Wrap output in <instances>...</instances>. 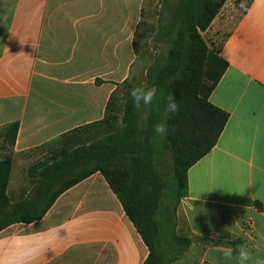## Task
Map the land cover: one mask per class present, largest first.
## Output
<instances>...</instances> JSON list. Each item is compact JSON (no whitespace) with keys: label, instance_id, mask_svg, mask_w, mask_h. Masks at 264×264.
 I'll return each instance as SVG.
<instances>
[{"label":"crops","instance_id":"obj_1","mask_svg":"<svg viewBox=\"0 0 264 264\" xmlns=\"http://www.w3.org/2000/svg\"><path fill=\"white\" fill-rule=\"evenodd\" d=\"M145 0H0V134L19 122L11 205L35 196L30 168L63 135L105 118L132 77ZM224 10V7L222 11ZM209 27L229 64L210 101L229 113L216 146L188 172L181 212L192 246L179 264H239L219 247L264 259V0ZM207 31V32H208ZM221 241L229 246L210 245ZM149 250L100 172L65 191L45 216L0 232V264H144Z\"/></svg>","mask_w":264,"mask_h":264},{"label":"trees","instance_id":"obj_2","mask_svg":"<svg viewBox=\"0 0 264 264\" xmlns=\"http://www.w3.org/2000/svg\"><path fill=\"white\" fill-rule=\"evenodd\" d=\"M253 1L246 0L241 7L242 14L248 12ZM226 2L180 0L170 35L164 33L161 16L159 37L166 40L167 51L165 55H158L147 71L146 83L138 86H156L157 100L145 108L143 116L140 109L134 108L129 92L121 111L120 125L116 127L111 116L117 94L114 92L103 120L63 135L57 140L61 146L56 152L30 168L29 175L36 182L35 196L30 201L11 205L7 188L14 162L12 153L0 159V232L13 224L41 220L65 191L100 172L149 250L144 264H171L165 262L158 247L155 217L166 186L156 167L157 135L153 124L164 122L167 125L165 145L173 156L170 193L179 203L188 194L190 168L216 146L229 120V113L210 101L229 64L220 56V50L210 48L202 36ZM164 9L165 4L160 14ZM170 92L179 106L175 114L164 111V97ZM107 123L114 127L110 133L98 139L79 136L74 141L80 132ZM18 131L19 122L2 130L0 137L5 145L13 148ZM68 138L73 141L67 143ZM109 155L114 156L115 161L109 160ZM202 241L210 245H230L221 241ZM174 242L182 253L192 246V237L174 236Z\"/></svg>","mask_w":264,"mask_h":264},{"label":"rangeland","instance_id":"obj_3","mask_svg":"<svg viewBox=\"0 0 264 264\" xmlns=\"http://www.w3.org/2000/svg\"><path fill=\"white\" fill-rule=\"evenodd\" d=\"M246 0H227L225 3L223 16L229 17L235 21L242 13L241 5H245ZM165 4L164 11H162ZM180 6V0H168L164 3V0H145L142 10L141 22L137 28L135 36L134 47L137 55L136 62L133 68L132 77L129 81L117 90V94L113 99V107L111 108V116L114 118V125L116 127L120 125L121 111L123 108L126 95L133 88L143 85L147 80V71L153 65L159 54H166L167 44L166 40H161L159 37V23L161 16L163 18L164 33L170 35L173 32L174 15L175 10ZM223 9V8H222ZM216 28L210 29L202 33L203 38L207 42L210 48H218L217 44L221 43L223 33L216 34ZM146 107H141L140 110L145 116ZM111 123L97 126L89 131L80 132L75 138L82 136V138L98 139L99 137L110 133L114 127ZM82 133V134H81ZM67 143L73 141V138L66 139ZM1 144V140H0ZM74 145V144H73ZM61 146L58 141L53 144H49L48 147ZM110 156V155H109ZM109 160L115 161L114 156H110ZM107 158V157H106ZM155 158L156 167L159 169L162 180L165 182L164 194L159 200V205L156 213V222L158 227L157 239L159 252L163 256L165 262H171V264H179L181 260L189 252L190 248L186 251L179 253L180 249L174 242V236H190L186 223L184 221L181 206L184 199L179 203L170 193V186L173 184V156L165 145V137L158 136L155 138ZM120 162V161H117ZM123 163V162H122ZM181 264V263H180Z\"/></svg>","mask_w":264,"mask_h":264},{"label":"clouds","instance_id":"obj_4","mask_svg":"<svg viewBox=\"0 0 264 264\" xmlns=\"http://www.w3.org/2000/svg\"><path fill=\"white\" fill-rule=\"evenodd\" d=\"M241 7H244L242 4ZM132 97V103L134 108L140 109L141 107H147L153 104L157 100L158 89L156 86L146 87L140 86L133 88L130 93ZM179 110V106L176 102L175 96L170 92L164 97V111L166 114H175ZM153 131L158 136H163L167 133V125L164 122L153 124ZM219 251L222 252L223 257L226 260L238 258L239 264H264V259L254 255V253L246 246L238 247L236 255H233V248L231 247H219Z\"/></svg>","mask_w":264,"mask_h":264}]
</instances>
